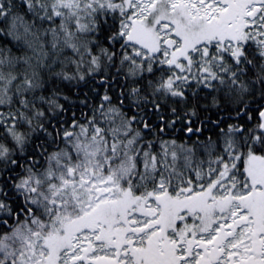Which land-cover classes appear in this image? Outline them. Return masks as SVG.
Returning <instances> with one entry per match:
<instances>
[{
	"label": "snow or ice",
	"instance_id": "6c2138e0",
	"mask_svg": "<svg viewBox=\"0 0 264 264\" xmlns=\"http://www.w3.org/2000/svg\"><path fill=\"white\" fill-rule=\"evenodd\" d=\"M0 264H264V0H0Z\"/></svg>",
	"mask_w": 264,
	"mask_h": 264
}]
</instances>
